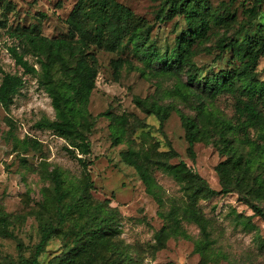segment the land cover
Listing matches in <instances>:
<instances>
[{
    "label": "rangeland",
    "instance_id": "1",
    "mask_svg": "<svg viewBox=\"0 0 264 264\" xmlns=\"http://www.w3.org/2000/svg\"><path fill=\"white\" fill-rule=\"evenodd\" d=\"M96 1L0 0V78L3 72L23 78L12 103L0 104V215L14 235L0 228V264L22 258L31 264L40 228L49 223L55 229L38 264H264V217L248 204L264 210V139H257L261 148L251 152L242 139L255 138L252 128L244 135L237 129L227 132L211 120L189 151L179 115L198 121L196 105L203 102L214 115L236 124L238 99L252 101L264 113V90L249 92L250 80L264 85V0H199L205 3V23L190 45L194 67L183 59L166 70L155 52L172 51L186 26L182 10H170L172 0H116L134 15L130 31L149 28L148 36L141 41L139 34H127L114 50L87 42L83 49L96 73L94 86L81 113L74 115L78 126L60 136L41 125L44 118H55L50 97L8 49L15 46L40 73V57L27 35L66 36L71 11H89ZM219 40L233 44L221 51ZM253 52L258 59L244 72ZM115 59H121L117 68ZM219 71L237 73L233 92L202 91L200 78ZM190 74L198 79L190 80ZM180 82L192 86L186 97L175 92ZM137 97L167 106L166 118L146 112ZM82 133L88 153L76 146ZM233 156H241V163L234 165ZM183 167L216 190L230 188L198 196L197 221L189 213L194 179ZM52 170L63 180L65 202H75L61 223ZM101 214L110 216V228L95 240L85 238ZM246 220L253 226H246Z\"/></svg>",
    "mask_w": 264,
    "mask_h": 264
},
{
    "label": "trees",
    "instance_id": "2",
    "mask_svg": "<svg viewBox=\"0 0 264 264\" xmlns=\"http://www.w3.org/2000/svg\"><path fill=\"white\" fill-rule=\"evenodd\" d=\"M170 6V10H175L176 8L182 10L186 26L176 37L172 51L169 53L155 52V58L157 61H161L160 64L165 70L174 64L180 63L183 59L188 61L190 67H194V64L190 60V45L197 36L196 34L201 32L202 25L205 23L202 12L205 3L194 0L192 3L186 4L182 0H172ZM133 20V13L128 8L118 4L116 0H97L89 11L81 7H75L67 19L68 32L66 36L47 37L39 33L27 35V42L30 44L33 52L40 57V73H37L34 65L30 64L15 46L9 47V53L15 63L20 65L25 73L35 75L38 84L43 87L51 99L55 118L52 120L44 118L41 125L51 128L60 136H68L70 134L69 128H76L78 126V121L74 115L81 113V106L86 102L87 94L94 86V77L96 75L94 67L87 62L88 56L85 54L84 46L87 42H94L98 45L103 44L106 48L114 50L122 46L123 38L127 34V36L139 34L141 41H143L142 38H147L148 36L149 28L139 33L136 30L130 31V22ZM141 41H137L135 45L140 46L142 44L140 43ZM232 44L233 41L228 43H223L222 40L218 41L221 51L225 46L231 47ZM257 59V52H253L242 68L243 71L247 72L248 66H254ZM112 62L116 68L121 65V59H115ZM235 75L237 73L234 74L232 71L206 73L200 78L202 81L201 90L210 94L222 91L233 92L234 89L231 84ZM189 79L194 81L198 78L190 74ZM22 84L23 78L20 75L3 72L0 78V104L3 107H8L12 103L13 96L18 92ZM249 84V92L251 94L262 93L264 90V85L261 83L258 84L250 80ZM192 91L191 84L180 82L175 85V92L182 97H186ZM135 102L146 112H152L160 119L166 118L168 114L167 106L156 101H148L137 97ZM238 102L240 105L237 107V110L240 118L237 119L236 124H232L230 120L217 117L212 111L206 109L203 102H199L196 105L199 116L198 121L179 111L182 125L185 128L189 151H192V145L201 131L202 125L211 120L215 125H219L223 131L226 130L227 132L237 129L242 131L244 135V133L248 132L249 128H252L255 132V138L251 139L246 135L242 141L249 145L251 152L260 149L261 144L257 142V139H264V113L250 100L244 101L238 99ZM200 122L202 123L200 124ZM223 140L225 145L229 143L227 138L224 137ZM76 146L80 149L81 153L89 152V144L85 134L82 133L80 135L79 143ZM69 150L73 153V150L70 148ZM73 156L77 157L75 154ZM77 159L81 161L80 157H77ZM230 159L234 165L240 164L242 161L241 156H233ZM244 161L249 162L250 159ZM81 162L83 167L86 166L84 160ZM183 168V173L190 175L194 179L193 190L190 192L189 213L190 217L197 221L198 217L194 208L197 197L201 195L204 198H208L220 192H228L230 188L223 185L220 190H216L202 176L192 173L190 169ZM173 171H180V168L173 167ZM51 176L54 181L57 217L61 223L65 220L68 212L75 206V202H65L66 193L60 173L57 170H52ZM248 204L255 214L264 217V210L260 205L252 201H249ZM100 210V206L95 208L96 212ZM96 222L97 226L95 228L84 232L85 238L95 240L100 233L107 232V229L111 226L108 214H101V217H97ZM7 224L6 218L0 215L1 231L7 236H14L7 229ZM244 224L250 227L253 226L249 220H246ZM201 228L205 232V226L202 225ZM54 229L55 225L53 223L40 228V237L34 246L31 264H38L37 257L44 251L46 242L53 234ZM17 246L20 247V243H17ZM124 255L125 253L121 256L123 261L125 260ZM27 262L28 260L22 258L17 264H26Z\"/></svg>",
    "mask_w": 264,
    "mask_h": 264
}]
</instances>
